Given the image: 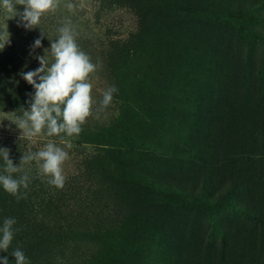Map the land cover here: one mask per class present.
Here are the masks:
<instances>
[{
	"label": "rangeland",
	"instance_id": "rangeland-1",
	"mask_svg": "<svg viewBox=\"0 0 264 264\" xmlns=\"http://www.w3.org/2000/svg\"><path fill=\"white\" fill-rule=\"evenodd\" d=\"M10 15L0 91L34 95L21 73L51 66L68 22L99 65L80 134L45 129L18 152L69 157L62 189L27 164L61 228L35 264H264V0H59L30 30ZM22 115L0 104V147L25 137Z\"/></svg>",
	"mask_w": 264,
	"mask_h": 264
},
{
	"label": "clouds",
	"instance_id": "clouds-1",
	"mask_svg": "<svg viewBox=\"0 0 264 264\" xmlns=\"http://www.w3.org/2000/svg\"><path fill=\"white\" fill-rule=\"evenodd\" d=\"M58 4L59 0H0V8L11 14L8 19L19 16L20 23L29 30L37 28L42 16L54 13ZM16 5L24 6L23 12H19ZM58 32V39L50 41L51 55L54 58L51 66H48L47 57L40 55L35 57L40 65L38 68L21 73L22 78L34 89V95L31 96L30 108L17 117L16 125L29 139L45 133V129V134L49 137L59 136L61 133H66L69 137L79 135L81 126L92 115V84L88 82V78L99 65L93 64L90 57L80 50L70 22L60 27ZM7 43L8 32L6 39L0 43V50ZM41 46V39L37 38L31 48L34 51ZM117 91L118 89L112 87L104 92L102 109L109 106L113 93ZM0 157L5 163L6 173L0 174V186L18 200L26 195L21 194L20 189H27L31 181L26 173L19 178H14L12 174L21 172V165L31 161L37 162L41 174L51 177L50 184L58 189L64 187L66 177L62 165L69 158L68 153L52 142H48L44 149L38 152L21 156L18 166L10 159L9 149L0 148ZM15 223L14 218H6L0 227V251H8L14 232L19 231L13 228ZM12 256L15 264H29L25 254L19 249L15 250ZM0 264H9L8 257L0 258Z\"/></svg>",
	"mask_w": 264,
	"mask_h": 264
},
{
	"label": "trees",
	"instance_id": "trees-1",
	"mask_svg": "<svg viewBox=\"0 0 264 264\" xmlns=\"http://www.w3.org/2000/svg\"><path fill=\"white\" fill-rule=\"evenodd\" d=\"M19 90V88H16L10 94L9 92L0 91V104L9 105L12 111L17 114L28 110L31 101V97L28 96L30 94L27 95L26 91L20 92ZM10 141V146L5 145L0 148L9 149L10 159H12L14 165L18 166L20 163V155H18L20 147L28 148L30 142L27 137L21 138L19 136L10 137ZM4 167L5 163L0 157V174H6ZM21 167V172L12 175L14 178H19L26 173L30 177L31 182L28 188L20 189L21 194H26L24 198L18 200L16 196L6 192L0 186V227L3 226L6 218H14L16 223L13 228L19 229V231L14 232V238L8 251H0V258L7 256L9 261L15 263L12 254L19 249L25 254L29 264H35L51 253L52 244L59 239L57 233L61 231V228L53 225L55 222H53L54 216L47 211V207L39 212L36 210L37 193L40 191L37 188L42 187V185L37 184L36 187L35 176L27 164H22ZM57 242H60V240H57Z\"/></svg>",
	"mask_w": 264,
	"mask_h": 264
}]
</instances>
